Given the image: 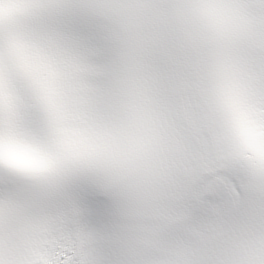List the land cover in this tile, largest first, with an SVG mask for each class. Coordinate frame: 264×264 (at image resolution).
I'll return each instance as SVG.
<instances>
[{"label":"snow or ice","instance_id":"snow-or-ice-1","mask_svg":"<svg viewBox=\"0 0 264 264\" xmlns=\"http://www.w3.org/2000/svg\"><path fill=\"white\" fill-rule=\"evenodd\" d=\"M0 264H264V0H0Z\"/></svg>","mask_w":264,"mask_h":264}]
</instances>
